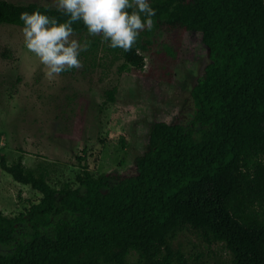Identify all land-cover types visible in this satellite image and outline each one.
Masks as SVG:
<instances>
[{
  "label": "trees",
  "instance_id": "obj_1",
  "mask_svg": "<svg viewBox=\"0 0 264 264\" xmlns=\"http://www.w3.org/2000/svg\"><path fill=\"white\" fill-rule=\"evenodd\" d=\"M149 3L154 28L130 52L74 23L91 42L81 54L114 50L122 69L172 80L193 37L191 50L200 46L209 57L191 90L193 119L156 118L148 147L130 163L100 174L84 163L76 187L58 189L42 167L3 153L1 166L42 197L19 215L0 208V242L17 241L0 252V264H264V0ZM34 11L69 19L49 4L0 0V24L23 26L20 14ZM162 32L169 40L160 41ZM22 222L26 239L16 236Z\"/></svg>",
  "mask_w": 264,
  "mask_h": 264
},
{
  "label": "rangeland",
  "instance_id": "obj_2",
  "mask_svg": "<svg viewBox=\"0 0 264 264\" xmlns=\"http://www.w3.org/2000/svg\"><path fill=\"white\" fill-rule=\"evenodd\" d=\"M13 1L56 6L55 0ZM22 29L0 24V156L42 167L56 188L78 186L84 163L95 174L130 163L148 147L156 118L166 114L183 123L193 119L191 90L209 58L200 46L191 50L193 37L186 36L182 44L172 80L122 69L123 59L116 58L114 50L95 59L81 54L83 68L49 78L39 58L26 48ZM72 38L84 42L79 34ZM159 39L169 37L162 32ZM145 61L148 68L151 59ZM114 87L115 98L110 99L108 90ZM41 197L39 190L16 180L0 164V208L6 214L26 212ZM29 232L22 222L16 236L26 239ZM16 242H0V252L9 253Z\"/></svg>",
  "mask_w": 264,
  "mask_h": 264
},
{
  "label": "clouds",
  "instance_id": "obj_3",
  "mask_svg": "<svg viewBox=\"0 0 264 264\" xmlns=\"http://www.w3.org/2000/svg\"><path fill=\"white\" fill-rule=\"evenodd\" d=\"M57 10L69 19L58 22L40 11L23 12V37L26 48L39 58L49 78L72 69L83 68L80 59L91 42L73 39L74 23L82 21L92 37L100 36L110 47L130 52L140 34L151 32L156 10L149 0H55Z\"/></svg>",
  "mask_w": 264,
  "mask_h": 264
}]
</instances>
